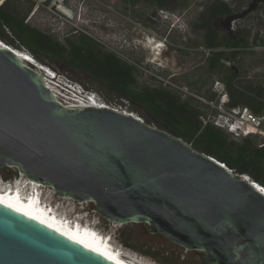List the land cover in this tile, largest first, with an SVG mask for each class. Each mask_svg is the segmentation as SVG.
<instances>
[{
  "label": "water",
  "instance_id": "water-1",
  "mask_svg": "<svg viewBox=\"0 0 264 264\" xmlns=\"http://www.w3.org/2000/svg\"><path fill=\"white\" fill-rule=\"evenodd\" d=\"M260 6L251 0L223 28ZM11 168L204 264H264L262 185L133 115L63 106L42 73L0 46V169ZM0 264L117 263L0 204Z\"/></svg>",
  "mask_w": 264,
  "mask_h": 264
},
{
  "label": "rangeland",
  "instance_id": "rangeland-1",
  "mask_svg": "<svg viewBox=\"0 0 264 264\" xmlns=\"http://www.w3.org/2000/svg\"><path fill=\"white\" fill-rule=\"evenodd\" d=\"M73 1L70 6L72 11L68 12L70 21L65 25L58 22L60 31L56 34L51 33V30L57 22H50L42 13L31 16V10L25 23L53 37L60 45H64L65 38L80 34L95 40L106 51L132 67L137 78L134 91L162 88L178 97L180 102L190 101L201 111L200 121L205 126L204 122H208L210 114L207 97L212 93L217 99L215 85L217 82L224 85L230 66L222 64V72L218 74L208 71L211 50L205 43L206 31L201 26V16L215 1L241 13L251 0H181L178 4L166 1L163 8L158 7L156 0ZM261 10L264 13V9ZM250 16L234 23L232 27L233 33L238 29L244 31L247 40L246 50L232 62L237 73L233 86L236 90L247 91L250 97H257L256 92L261 90L257 99L263 105L264 112V49H254L257 46L254 37H264V18L259 20L258 12ZM6 33L14 39L10 31L6 30ZM14 42L12 47L28 51L18 41ZM38 63L58 72L59 80L77 83L86 91L95 93L105 103L121 107L146 121L145 113L135 112L131 103L113 95L89 77L51 61ZM150 125L159 128L156 122ZM259 144L257 139L255 145ZM16 179L21 180L16 170L0 169L1 188L5 189L6 183L13 184ZM41 188V196L45 202L56 207L57 215L60 213L76 220L80 228L95 226L94 230L99 234L112 238V242H109L118 253L129 256L128 259L135 264H166L170 261L177 264H204L199 253L187 251L160 235H151L141 224H110L100 217L93 204L76 203L58 197L51 189Z\"/></svg>",
  "mask_w": 264,
  "mask_h": 264
},
{
  "label": "trees",
  "instance_id": "trees-1",
  "mask_svg": "<svg viewBox=\"0 0 264 264\" xmlns=\"http://www.w3.org/2000/svg\"><path fill=\"white\" fill-rule=\"evenodd\" d=\"M166 1L177 4L179 0H156L160 8L165 7ZM32 7L28 0H8L0 7V40L8 44L0 41L4 43L3 45L17 52L26 51L12 47L16 40L38 62L44 64L46 61H51L89 77L113 95L131 103L135 112L145 113L147 124L158 123L160 129L175 134L200 153L220 161L235 174L247 175L264 187V149L255 145L256 138L237 142L232 140L227 133L212 125L204 126L200 121L202 113L198 107L190 101L180 102L178 97L165 89L159 88L151 91L146 88L134 91L133 86L137 84V78L130 65L84 34L67 37L64 45H60L53 37L31 28L25 20ZM261 9H264V6H260L256 13ZM232 14H235V11L221 3L210 7L201 16V26L206 31L205 43L208 48L212 49L221 45L230 48L247 46L244 31L238 29L235 31L236 39H230L225 34H219L215 28L218 17ZM5 28L10 30L14 39L7 35ZM258 39L259 35H256L254 43ZM262 44L264 45V41ZM240 54L235 52L212 53L209 58L208 71L211 74L221 73L222 61L235 62ZM236 77L235 67H232L228 69L223 81L230 96V106H246L257 114L261 113L263 105L257 99L261 95V90L256 92L257 97H250L245 90H236L233 86ZM250 91L253 90L250 89ZM215 99L216 95L212 93L207 97L209 102ZM130 248L134 249L132 246ZM166 264L177 263L170 261Z\"/></svg>",
  "mask_w": 264,
  "mask_h": 264
},
{
  "label": "built area",
  "instance_id": "built-area-1",
  "mask_svg": "<svg viewBox=\"0 0 264 264\" xmlns=\"http://www.w3.org/2000/svg\"><path fill=\"white\" fill-rule=\"evenodd\" d=\"M8 0H0V7L4 5ZM32 5L31 16H36L37 14H44L47 16L49 21L57 22L52 25L51 33L56 34L60 31L58 22L65 25L69 22V18L64 11L71 12L70 6L73 5V0H28ZM259 20L264 18V13L262 10L258 12ZM5 30L10 31L8 28ZM264 37H259L256 42L257 46L254 49H264L262 46V39ZM262 44V45H261ZM50 69V68H49ZM54 75H59L58 72L50 69ZM41 73V72H40ZM43 74V73H42ZM44 75V74H43ZM47 87H49L48 79L44 75ZM62 85L61 94L64 97H59L54 93L57 100L65 107L69 109H107L122 112L128 115H133L139 119L142 123H146L143 118L133 113H129L121 107L110 105L99 99V97L93 93L86 91L81 85L77 83H71L70 81L60 80ZM214 91L217 93V99L210 101L208 104L210 109L208 122H204L206 125H212L213 127L220 129L227 133L234 141H243L245 139L256 138L259 139L260 144L258 147L264 149V112L259 114L255 113L249 107L230 106V96L225 88V86L219 82L216 83ZM75 106V107H72ZM233 172V171H232Z\"/></svg>",
  "mask_w": 264,
  "mask_h": 264
},
{
  "label": "bare ground",
  "instance_id": "bare-ground-1",
  "mask_svg": "<svg viewBox=\"0 0 264 264\" xmlns=\"http://www.w3.org/2000/svg\"><path fill=\"white\" fill-rule=\"evenodd\" d=\"M64 12L68 16V11ZM0 46L12 51L14 55H16L21 61H23V63L33 67L36 71L43 73L48 79L47 81L49 83L50 89L58 95V99L60 96L64 97L61 94V91L63 92V90L61 87L62 85L60 84L59 76L54 75L49 68L40 65L38 61L32 57L31 54H28V51L17 52L11 49L10 47L3 45L1 42ZM11 169L16 170L14 168ZM18 174L19 176H21V180L19 183L24 184V188H20V184H17V186L12 187L11 190L7 192L9 187L6 189L0 187L1 205H4L12 211L25 215L26 217L43 224L47 228L52 229L53 231L71 239L72 241L96 252L97 254L117 264H135L132 260L128 259L129 256L124 255L123 253H118L115 247L110 244V242H112V238L110 236H107L108 239H106V236L104 235L103 237L96 230H94L95 226L93 227V225H89V227L83 226L82 228H80V224L76 222V220L60 215V213L58 214L60 216H58V212L56 213L57 210L55 209L56 207L47 203L48 201L45 202L44 197L41 196V193L43 191L41 186L43 185H40L26 178L23 174L19 172ZM25 179H28L29 182ZM15 188H17V190H15ZM30 189L37 190V194L33 193L32 196L30 195L31 198L26 201L21 195L24 194V191L26 192ZM255 189L264 196V189L259 186H255ZM42 204H45V206H42ZM82 225L85 224L82 223Z\"/></svg>",
  "mask_w": 264,
  "mask_h": 264
},
{
  "label": "flooded vegetation",
  "instance_id": "flooded-vegetation-1",
  "mask_svg": "<svg viewBox=\"0 0 264 264\" xmlns=\"http://www.w3.org/2000/svg\"><path fill=\"white\" fill-rule=\"evenodd\" d=\"M181 2V0H179L178 1V3H180ZM177 3V4H178ZM218 4H220L218 1H215L213 4H212V7L213 6H216V5H218ZM249 6V5H248ZM235 14H236V11H235ZM227 16H229V15H227ZM227 16H225V17H218L217 18V20H216V23H215V28H216V30H217V32L219 33V34H225V35H227L230 39H236V36H235V33H233L232 31H227L225 28H223V26H222V22H223V20L227 17ZM209 50H211V54L212 53H215V52H227V53H233V52H235V53H241L242 54V52L243 51H245L246 50V47H244V48H238V47H236V48H230V47H226V46H224V45H221V46H219V47H216V48H212V49H210V48H208ZM222 64H227V65H229L230 66V68H232V67H235V66H232V62L230 61V62H227V61H222Z\"/></svg>",
  "mask_w": 264,
  "mask_h": 264
}]
</instances>
